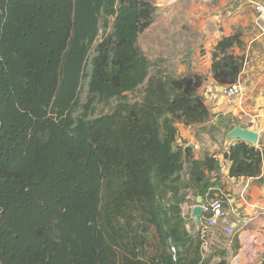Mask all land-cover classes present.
<instances>
[{"label":"trees","instance_id":"obj_1","mask_svg":"<svg viewBox=\"0 0 264 264\" xmlns=\"http://www.w3.org/2000/svg\"><path fill=\"white\" fill-rule=\"evenodd\" d=\"M155 13L153 0H0V264H206L182 205L215 197L219 161L176 145L177 123L211 116L205 76L149 59L138 38ZM236 48L238 31L212 49L223 87ZM224 158L229 177H257L264 149L236 140ZM239 248L234 235L220 254Z\"/></svg>","mask_w":264,"mask_h":264},{"label":"crops","instance_id":"obj_2","mask_svg":"<svg viewBox=\"0 0 264 264\" xmlns=\"http://www.w3.org/2000/svg\"><path fill=\"white\" fill-rule=\"evenodd\" d=\"M254 1L153 0L154 20L139 35L138 43L159 66L177 74L193 71L205 76L200 93L209 108V120L193 126L176 124V145H191L196 158L214 154L220 165L222 187L214 196L222 199L224 217L207 231L210 234H206L204 242H219L225 236L223 226L236 223L235 232L238 228L241 230L237 236L239 249L246 236L253 241V246L262 244L261 256L264 251V158L260 174L249 178L229 177V161L224 158L230 145L225 143V135L234 126L256 132L254 146L264 149V20L254 11ZM234 31L239 32L243 43L242 50H235L244 55L237 79L241 95L227 97L212 78L211 52L221 36ZM143 38L145 43L141 44ZM190 202H184L182 208L189 212L194 223L191 211L195 203Z\"/></svg>","mask_w":264,"mask_h":264},{"label":"rangeland","instance_id":"obj_3","mask_svg":"<svg viewBox=\"0 0 264 264\" xmlns=\"http://www.w3.org/2000/svg\"><path fill=\"white\" fill-rule=\"evenodd\" d=\"M101 32L99 33V38H101ZM145 43V38L141 39V44ZM147 51V50H146ZM80 99L81 101H85L86 99V87L82 86L80 88ZM141 96V90L138 89L132 93H129L128 97L130 100H137ZM114 102H109L106 105H99L96 110L98 113L105 112L109 110ZM192 203L193 198L190 200ZM188 211L185 208H182V214L184 217L189 218ZM240 229H236L235 237L238 236L240 233ZM205 234H210L206 232ZM227 240L226 236H222L220 241L217 243H209L208 241L203 242V258L206 264H221V262H225V264H257L258 260L261 258L260 252H262V244L257 243L256 246H253V241H249L246 236L242 238L241 250L239 249V255L232 254L230 250H227V254H220V252L224 251L225 248V241ZM147 251L150 252L151 248H147ZM226 251V250H225Z\"/></svg>","mask_w":264,"mask_h":264},{"label":"built area","instance_id":"obj_4","mask_svg":"<svg viewBox=\"0 0 264 264\" xmlns=\"http://www.w3.org/2000/svg\"><path fill=\"white\" fill-rule=\"evenodd\" d=\"M254 11L257 13L258 17L264 20V0H255L253 3ZM227 97H238L241 95V86L238 81L230 84L226 87L222 86V91ZM203 212L205 215L203 223L201 222L202 232L206 233L208 230L212 229L219 220L223 219V202L220 197H211L205 202H202ZM236 223H228L223 226V233L227 237L225 241V246L230 247L232 245V237L235 235ZM172 249V260H175V250Z\"/></svg>","mask_w":264,"mask_h":264},{"label":"water","instance_id":"obj_5","mask_svg":"<svg viewBox=\"0 0 264 264\" xmlns=\"http://www.w3.org/2000/svg\"><path fill=\"white\" fill-rule=\"evenodd\" d=\"M219 89L221 92L222 86H219ZM257 137H258L257 133L252 130L240 126H234L227 132L224 141L226 144H231L236 140H242L254 145L257 143ZM202 212H203L202 198L196 197L195 205L192 207L191 216L197 228L201 226Z\"/></svg>","mask_w":264,"mask_h":264}]
</instances>
